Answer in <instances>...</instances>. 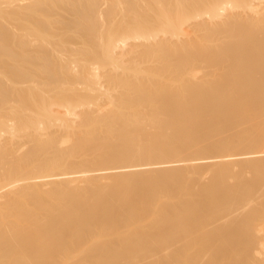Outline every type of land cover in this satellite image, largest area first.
I'll return each instance as SVG.
<instances>
[{
	"label": "bare ground",
	"instance_id": "bare-ground-1",
	"mask_svg": "<svg viewBox=\"0 0 264 264\" xmlns=\"http://www.w3.org/2000/svg\"><path fill=\"white\" fill-rule=\"evenodd\" d=\"M0 264H264V0H0Z\"/></svg>",
	"mask_w": 264,
	"mask_h": 264
}]
</instances>
